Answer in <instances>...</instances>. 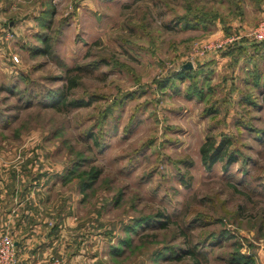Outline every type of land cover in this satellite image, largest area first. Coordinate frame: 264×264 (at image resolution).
I'll return each instance as SVG.
<instances>
[{"label": "rangeland", "instance_id": "1", "mask_svg": "<svg viewBox=\"0 0 264 264\" xmlns=\"http://www.w3.org/2000/svg\"><path fill=\"white\" fill-rule=\"evenodd\" d=\"M190 6L217 13L211 31L169 29ZM263 16L264 0H0V180L36 165L59 183L53 206L112 244L136 218L168 223L138 228L148 243L130 234L118 264H190L156 261L184 240L202 246L201 264H264V45L200 53ZM58 89L94 101L44 108ZM223 140L209 168L201 147ZM93 166L103 173L79 195Z\"/></svg>", "mask_w": 264, "mask_h": 264}, {"label": "crops", "instance_id": "2", "mask_svg": "<svg viewBox=\"0 0 264 264\" xmlns=\"http://www.w3.org/2000/svg\"><path fill=\"white\" fill-rule=\"evenodd\" d=\"M37 169L15 165L0 180V238L12 235L18 264H46L51 256L62 257L63 264H118L110 254L112 232L85 226L68 203L53 206L59 183L53 187L49 175L32 176Z\"/></svg>", "mask_w": 264, "mask_h": 264}, {"label": "trees", "instance_id": "3", "mask_svg": "<svg viewBox=\"0 0 264 264\" xmlns=\"http://www.w3.org/2000/svg\"><path fill=\"white\" fill-rule=\"evenodd\" d=\"M209 12L201 13V12H193L191 9V6L187 10L188 14H185L183 16H180L177 20H175L174 25L170 26L171 28H177L182 27L183 30H197L199 27H203L204 30L211 31L214 27L213 20L217 17V13L213 12V9H208ZM210 15V17H209ZM209 18V19H207ZM210 22H209V21ZM47 39V38H46ZM260 44V43H259ZM260 45H264V41L261 42ZM232 46V45H231ZM51 50V45L48 40H45L44 47L38 51L39 53H46L49 54ZM177 77H180V74L177 75ZM70 89H74L77 85V80H75V83L73 81L71 82ZM55 97L52 99L50 98L48 102H46L43 107L44 108H59L65 106L68 109H76L81 107H86L91 105V103L94 101V99L90 100H84V99H68V96L66 93L63 92L62 89H58L55 91ZM97 141V140H96ZM98 141L96 142V144ZM225 144L224 140L223 142L216 148V150L213 151L214 144L212 142L204 143L201 147V155L204 164H206L209 168L213 166L215 162H217L219 159L222 158V150L223 145ZM235 156L231 155V157L228 160V163L226 164V167L229 165L231 161H235ZM103 173L102 168H99L97 166L91 167L89 170L84 171V177L80 182L78 183V187L80 192L86 193L87 191L91 190L95 184L99 181L101 175ZM81 175V174H80ZM64 181H69L68 178L64 179ZM158 222L160 229H166L167 222H159V220L151 219L148 216H142L139 218H136L134 223L129 225L127 228H124V232L126 233V236L119 238L118 243H115L110 246V254L116 258L117 261H119L120 257L123 256L124 249L127 246H130L132 239L129 237L130 234H138L137 231L138 228L146 229L150 227H154L155 224ZM184 235V234H183ZM139 236V242L140 243H148L149 238L156 237V235L153 234H146L145 232L138 234ZM184 237V236H183ZM185 241V242H184ZM181 245L176 246H165L163 249L164 255L158 256L156 261L163 260V261H181L185 257L191 258L190 264H201L199 260V249H201V245L198 243L191 244V246H186V240H184ZM241 256V255H240ZM242 260L239 262H235L236 264H247V258L246 261H243L244 256H241ZM232 264H235L230 262Z\"/></svg>", "mask_w": 264, "mask_h": 264}, {"label": "built area", "instance_id": "4", "mask_svg": "<svg viewBox=\"0 0 264 264\" xmlns=\"http://www.w3.org/2000/svg\"><path fill=\"white\" fill-rule=\"evenodd\" d=\"M247 38L254 43H261L264 41V16L256 27L249 28L245 34L228 36L225 39L212 41L202 47L200 53L217 52L225 50L226 47L231 44ZM6 39H10V35H6ZM199 49V48H198ZM15 62H19L20 59L17 55L13 56ZM63 258L60 256H51L46 264H63ZM0 264H18L17 251L15 242L12 235L6 234L0 238Z\"/></svg>", "mask_w": 264, "mask_h": 264}, {"label": "water", "instance_id": "5", "mask_svg": "<svg viewBox=\"0 0 264 264\" xmlns=\"http://www.w3.org/2000/svg\"><path fill=\"white\" fill-rule=\"evenodd\" d=\"M189 68H191L192 66L190 65V66H188Z\"/></svg>", "mask_w": 264, "mask_h": 264}]
</instances>
